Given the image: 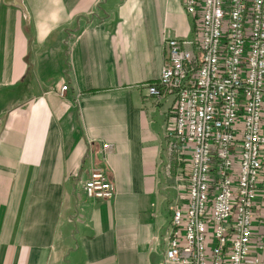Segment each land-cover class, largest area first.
I'll use <instances>...</instances> for the list:
<instances>
[{
	"label": "crops",
	"instance_id": "obj_1",
	"mask_svg": "<svg viewBox=\"0 0 264 264\" xmlns=\"http://www.w3.org/2000/svg\"><path fill=\"white\" fill-rule=\"evenodd\" d=\"M22 4L0 0V264H159L184 163L164 141L174 99L147 87L191 17L181 0ZM94 169L111 201L86 197ZM255 216L264 235V166Z\"/></svg>",
	"mask_w": 264,
	"mask_h": 264
},
{
	"label": "built area",
	"instance_id": "obj_2",
	"mask_svg": "<svg viewBox=\"0 0 264 264\" xmlns=\"http://www.w3.org/2000/svg\"><path fill=\"white\" fill-rule=\"evenodd\" d=\"M181 2L190 36L165 40L160 75L147 87L156 101L174 99L164 141L184 163L159 264H264L254 225L264 166V0ZM83 190L91 200L115 196L100 169Z\"/></svg>",
	"mask_w": 264,
	"mask_h": 264
},
{
	"label": "water",
	"instance_id": "obj_3",
	"mask_svg": "<svg viewBox=\"0 0 264 264\" xmlns=\"http://www.w3.org/2000/svg\"><path fill=\"white\" fill-rule=\"evenodd\" d=\"M4 3L11 6L23 7L22 0H4Z\"/></svg>",
	"mask_w": 264,
	"mask_h": 264
}]
</instances>
